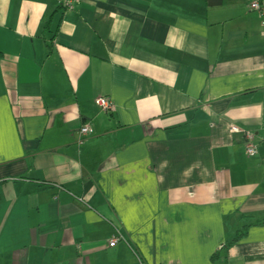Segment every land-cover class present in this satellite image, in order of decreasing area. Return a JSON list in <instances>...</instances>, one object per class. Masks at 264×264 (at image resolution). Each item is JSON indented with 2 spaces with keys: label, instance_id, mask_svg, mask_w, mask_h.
Masks as SVG:
<instances>
[{
  "label": "crops",
  "instance_id": "1",
  "mask_svg": "<svg viewBox=\"0 0 264 264\" xmlns=\"http://www.w3.org/2000/svg\"><path fill=\"white\" fill-rule=\"evenodd\" d=\"M0 264H264V18L0 0Z\"/></svg>",
  "mask_w": 264,
  "mask_h": 264
},
{
  "label": "built area",
  "instance_id": "2",
  "mask_svg": "<svg viewBox=\"0 0 264 264\" xmlns=\"http://www.w3.org/2000/svg\"><path fill=\"white\" fill-rule=\"evenodd\" d=\"M82 1L83 0H59V5L66 13H73L81 8ZM250 8L264 18V0H252ZM96 104L97 107L104 112H110L113 110L114 107V104L112 102L107 101L105 99L96 100ZM80 132L81 136H88L92 132L91 126H85ZM239 132L240 130L236 126L231 125L228 128V133L230 135H234ZM243 136V148L246 152V155L250 158H255L257 156V149L256 145L254 144L253 134L249 132H243ZM119 242L120 239H113L106 241V245L110 248H115Z\"/></svg>",
  "mask_w": 264,
  "mask_h": 264
},
{
  "label": "trees",
  "instance_id": "3",
  "mask_svg": "<svg viewBox=\"0 0 264 264\" xmlns=\"http://www.w3.org/2000/svg\"><path fill=\"white\" fill-rule=\"evenodd\" d=\"M208 8L231 7L237 5L248 4L251 5L252 0H204Z\"/></svg>",
  "mask_w": 264,
  "mask_h": 264
}]
</instances>
